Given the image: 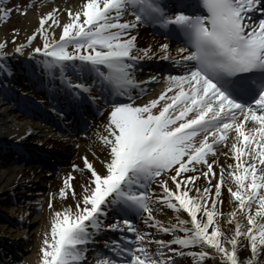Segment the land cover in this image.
Wrapping results in <instances>:
<instances>
[{
	"label": "snow or ice",
	"instance_id": "snow-or-ice-1",
	"mask_svg": "<svg viewBox=\"0 0 264 264\" xmlns=\"http://www.w3.org/2000/svg\"><path fill=\"white\" fill-rule=\"evenodd\" d=\"M176 8L163 0H85L80 10L68 11L67 22L58 9L40 18L43 47L33 50L42 57L40 73L60 80L69 107H94L100 116L101 102L111 109L97 133L106 153L103 170L87 157L82 166L73 165L84 178L79 194L73 175L64 178L59 197L70 193L75 204L52 212L41 264H89V253L96 264H185L186 258L191 264L217 258L218 264H264V0H181ZM7 16L4 11L0 18ZM142 25L165 29L182 46L172 56L168 44L161 45L159 58L176 74L166 78L158 99L136 106L135 73L140 61L153 56L151 48L137 47ZM54 26L62 28L58 39L49 33ZM36 38L28 37L15 52L23 54ZM4 47L0 73L10 75ZM145 93L141 87L140 95ZM247 121L257 127L246 131ZM229 131L238 141L231 145L236 163L227 173L235 185H228V202L235 205L224 227L217 206L224 203L225 170L213 183L208 157ZM197 165L206 167L201 175L211 187L197 186ZM165 208L174 213L167 222L157 219ZM110 215L115 223H107ZM107 232L118 238L96 247Z\"/></svg>",
	"mask_w": 264,
	"mask_h": 264
},
{
	"label": "bare ground",
	"instance_id": "bare-ground-1",
	"mask_svg": "<svg viewBox=\"0 0 264 264\" xmlns=\"http://www.w3.org/2000/svg\"><path fill=\"white\" fill-rule=\"evenodd\" d=\"M83 2L85 0H45L37 11L28 10L25 12L26 15H17L13 11L16 0H0L3 14L4 11L8 12L5 24L0 26V44H5L3 48L5 50L9 41L15 38L17 40L15 47L9 49L6 52L7 55L4 56V62L7 63L11 74L0 73V210L4 212L6 207L11 209L10 217L5 223L0 224V246H3V250L7 252L6 256L12 255L13 259L10 262L0 257V264H20L21 260H25L26 264H41L42 241L45 234L50 233V220L47 217L51 218L52 212L62 211L65 207L75 204L70 193V199L64 205L54 203V195L58 189L62 188L64 178L69 174L73 175L72 184L75 192L79 194L82 192L84 178L81 173L73 172V165L82 166L83 158L87 157L97 170H103L101 161L106 153L102 150L97 133L103 131L102 125L106 123L108 115L107 108L100 103L104 109V115L94 117L96 114L94 107L82 111L69 107L63 92L59 90L60 80L45 77L37 66L30 64V55L34 49L29 50V47H25L23 54L15 52L17 47L24 44L25 39L34 34L38 35L37 29L42 16L52 12L53 9H58L57 15L61 22H67L68 11L75 13L80 10ZM61 32L60 27L54 26L49 29L50 35L54 33L56 39L59 38ZM136 35L138 48L153 50L152 58L140 61L138 69L143 66H156L162 69L169 63L159 58L161 45L168 44L169 46L167 41L149 33L146 25L140 26ZM169 53L172 56L177 55L174 48L170 46ZM24 71L29 72L30 82L29 80L18 82L16 77L22 79L21 74ZM140 71L137 70V72ZM139 75H135V79H139L141 77ZM24 102L42 110L43 119L36 117L35 113L29 115L30 112L28 113L17 104ZM90 112L93 115H90ZM64 122H67L71 130L61 129L62 136H55V131ZM84 123L89 125L84 135L80 136L75 131L72 132ZM230 133V138L223 145L215 147L216 155L208 157L210 161H214L213 167L216 175L214 178L209 177L213 179V183L219 182L221 169L225 170V181L221 189L224 203L217 206L218 210L223 213L220 222L224 227H227L224 223L227 214L233 210L235 205V201L228 202L230 199L228 185L231 184L233 188L235 185L230 181L227 173L230 171L228 165L234 166L236 163L233 159L231 145L238 141L235 138V132L230 131ZM201 138L202 136H198L196 140L199 141ZM51 155H58L64 159L57 165L58 170L56 169L55 173L47 169L40 161H36L37 156L46 158ZM201 170L206 171V167L202 169V166L197 165L195 173L199 177L196 181L197 186L201 189L206 186L211 187L208 179L201 175ZM50 179L54 180L53 187L48 184ZM164 179H167V176ZM168 182L174 187L170 180ZM49 191H51V197L48 199V207H45V195ZM153 191L159 192V189L153 186ZM189 194L195 196L194 191ZM50 202L51 210L49 209ZM23 204L25 206H22ZM173 216L174 213L165 208L157 219L167 222ZM182 218L190 220L186 213H182ZM134 222L139 228L144 227L139 219H135ZM107 223H115L111 215ZM112 234L114 233L107 232L103 237H97V245L103 244L104 239ZM16 248L19 251L15 254L12 251ZM241 255H247V253L242 252ZM87 259L89 264H96L91 253L88 254ZM185 264H191V258H186ZM207 264H218V258L215 261L209 259Z\"/></svg>",
	"mask_w": 264,
	"mask_h": 264
},
{
	"label": "rangeland",
	"instance_id": "rangeland-1",
	"mask_svg": "<svg viewBox=\"0 0 264 264\" xmlns=\"http://www.w3.org/2000/svg\"><path fill=\"white\" fill-rule=\"evenodd\" d=\"M44 1L45 0H19V1H17V4L15 5L13 11H15L17 15L21 14V13H25L28 10L35 12L38 10L40 4L44 3ZM3 15L4 14L2 12L1 5H0V17H2ZM4 21H5V19L0 18V26H3L5 24ZM27 40L28 39H25L23 41V43L26 44ZM16 43H17L16 38L9 41L8 46L6 47L5 50H3L2 53H6L9 49L15 47ZM36 47H41V48L43 47V41H42V39H40L39 35H37V38L35 40H33L31 46H29L28 49L29 50L32 48L35 49ZM30 57H31V59H34L36 64H37L38 59H42V57H40L38 54H35L33 51H32V54L30 55ZM55 135H57V133H55ZM58 159H61V157H58ZM47 161H49V160L47 159ZM50 163L54 168L57 167L53 161H51ZM55 171H53V173H55ZM48 184L53 187L54 186V180L50 179L48 181ZM59 191H60V189H58V192L54 195L55 196L54 197V203H57V204L59 203L61 205H64L66 202L69 201L70 195L67 198L62 199L59 197ZM50 195H51V191L47 192V194L45 195L46 196V200L44 201L45 207H48V199L51 197ZM22 206H25V204H23ZM23 210H25V209L23 208ZM10 211H11V209L9 207L8 208L6 207V210L4 212H2L0 210V224L5 223V221L10 217V213H9ZM47 218L51 221L50 216H48ZM17 251H19V250H17V248H16L12 252L16 254ZM0 252L4 253V258H6L5 261L8 260L11 262L13 260L12 255L6 256L7 252L3 250V246H0ZM19 263L20 264H26L25 260H21Z\"/></svg>",
	"mask_w": 264,
	"mask_h": 264
}]
</instances>
